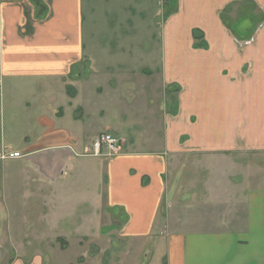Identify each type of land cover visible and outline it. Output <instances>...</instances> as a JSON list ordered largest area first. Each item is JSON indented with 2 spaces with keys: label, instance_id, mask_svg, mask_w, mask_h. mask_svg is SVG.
I'll return each instance as SVG.
<instances>
[{
  "label": "crops",
  "instance_id": "crops-1",
  "mask_svg": "<svg viewBox=\"0 0 264 264\" xmlns=\"http://www.w3.org/2000/svg\"><path fill=\"white\" fill-rule=\"evenodd\" d=\"M151 13L161 52L96 51ZM65 227L136 264H264V0H0V264Z\"/></svg>",
  "mask_w": 264,
  "mask_h": 264
},
{
  "label": "rangeland",
  "instance_id": "rangeland-1",
  "mask_svg": "<svg viewBox=\"0 0 264 264\" xmlns=\"http://www.w3.org/2000/svg\"><path fill=\"white\" fill-rule=\"evenodd\" d=\"M145 15L146 16L143 17H146L144 18L146 22L141 20L139 28L91 30L90 37L93 40L92 43L97 44L96 51L101 52L100 49L105 47L103 44L107 41H113V44L106 46L107 49L115 51L119 49V47L121 48V45H115V43L122 41V50L118 51V55L123 54L125 56H131L137 47L138 53L141 55L143 53L146 55L148 51H155L156 53L161 52L163 30L161 25L157 23L158 20L161 19V16L153 18L151 13V17L148 20L147 14ZM118 108L120 107L118 106ZM110 109L116 111V107L114 109L110 107ZM109 132L113 133L115 136L119 133L115 130ZM60 208L61 210H66L67 206L61 204ZM82 216L81 212L75 217L76 220L74 223L82 221ZM61 232L64 233V236L60 237L58 240L57 238L52 240V242L54 241L53 244H55V248L53 249L54 253H42L45 258V264H82L85 260L89 261L91 264H120L119 261L122 262L121 264H136L139 260H135V258L129 255L121 259L123 247L127 244L125 239L121 236L109 233L107 236L100 238L77 237L74 236L73 233H70L66 227ZM133 255H136V253Z\"/></svg>",
  "mask_w": 264,
  "mask_h": 264
},
{
  "label": "built area",
  "instance_id": "built-area-1",
  "mask_svg": "<svg viewBox=\"0 0 264 264\" xmlns=\"http://www.w3.org/2000/svg\"><path fill=\"white\" fill-rule=\"evenodd\" d=\"M122 145L123 140L110 132H102L92 141L93 153L96 156H113L121 151Z\"/></svg>",
  "mask_w": 264,
  "mask_h": 264
},
{
  "label": "trees",
  "instance_id": "trees-1",
  "mask_svg": "<svg viewBox=\"0 0 264 264\" xmlns=\"http://www.w3.org/2000/svg\"><path fill=\"white\" fill-rule=\"evenodd\" d=\"M196 34V33H195Z\"/></svg>",
  "mask_w": 264,
  "mask_h": 264
}]
</instances>
